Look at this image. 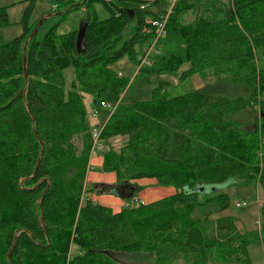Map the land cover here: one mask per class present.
<instances>
[{"label": "trees", "instance_id": "16d2710c", "mask_svg": "<svg viewBox=\"0 0 264 264\" xmlns=\"http://www.w3.org/2000/svg\"><path fill=\"white\" fill-rule=\"evenodd\" d=\"M58 1L67 11L70 1ZM90 1L108 16L89 14L83 51L75 30L58 33L57 25L34 35L24 50L36 0L25 7L17 37L3 41L0 34V264H9L15 236L10 264H113L111 252L138 253L154 244L163 249V264H252L248 237L235 220L211 216L228 208L230 185L259 181L264 190V0L170 6L161 54L138 75L168 72L184 81L224 64L244 63L246 70L177 95L160 81L150 100L108 117L101 136L128 138L119 152L103 153V170L124 182L153 177L176 189L119 212L91 199L78 204L91 146L82 101L125 89L129 79L115 63L125 56L139 63L153 38L147 20L161 15L149 10L151 0ZM8 24L7 7L0 6V29ZM67 68L73 78L66 92ZM69 234L82 252L67 256Z\"/></svg>", "mask_w": 264, "mask_h": 264}, {"label": "rangeland", "instance_id": "374dc122", "mask_svg": "<svg viewBox=\"0 0 264 264\" xmlns=\"http://www.w3.org/2000/svg\"><path fill=\"white\" fill-rule=\"evenodd\" d=\"M69 8L65 11L58 0H36L33 10L31 11L28 21L31 25V32L41 22L36 36H42L50 27L57 25L58 33H65L71 30L77 31L80 25L88 19L90 13L95 12V16L99 19L108 16L107 11L99 2H91L90 0H69ZM153 5L149 10L156 15H162L169 10L170 0H151ZM29 0H0V6L7 7L9 24L1 27L0 34L3 41H10L17 37L22 26L20 20L22 18L25 7ZM58 7H54V4ZM65 8V9H66ZM58 12H61L58 14ZM190 15H184L183 21H188ZM133 20V19H132ZM134 21H130L125 29V38L130 35ZM157 48L160 52L155 55L151 52L149 56V64L141 65L151 66L161 54V46H164L163 40L157 42ZM188 64H184L180 70L187 68ZM139 63L131 61L127 56L121 58L115 63L114 70L129 79L125 89L121 93L112 91H104L99 96L85 95L83 97V105L86 110V119L89 127L101 129L107 118L112 114H123L126 109L136 101H147L152 97L154 88L160 81H167L169 91L173 95H177L184 91L191 90L202 86L205 82L220 76L241 75L246 70L244 63L224 64L223 66L200 74H194L184 81H179L177 74L168 72H159L151 74L138 75ZM139 68V69H138ZM180 72V71H179ZM67 92L71 88V80L73 73L70 68L65 69ZM108 103L113 110L104 109L98 115L92 116L91 111L95 104ZM105 121V122H104ZM79 138V140H77ZM81 136L75 138L76 145L82 146ZM126 135H114L102 137L104 144L103 151H92L90 146L89 157L87 161L86 171L82 180V188L79 195L78 204H84L87 199H91L95 203L110 206L114 212H119L133 207L134 200H142L144 203L162 199L173 195L176 189L173 186L160 185L153 177H141L138 179H130L122 181L118 179L115 172H106L102 168L103 153L108 151L119 152L127 143ZM81 141V142H80ZM259 187L257 186V184ZM225 192L229 196V206L226 210L215 213L211 219H217L224 216H230L240 232L245 233L248 237V253L252 264H264V220L261 215V208L264 203V194L259 181L250 182L244 186L230 185L225 188ZM239 203L237 206L236 204ZM107 231L103 230V233ZM108 234V233H107ZM113 237V234H108ZM67 244V256L71 253L82 252L79 244L72 234H69ZM1 247V245H0ZM83 248V247H82ZM21 250L26 257L28 256L25 246H21ZM163 249L160 244H154L145 248L138 253H122L111 252L113 264H163ZM0 255L2 249L0 248ZM158 261V263H157Z\"/></svg>", "mask_w": 264, "mask_h": 264}, {"label": "built area", "instance_id": "2783aa9c", "mask_svg": "<svg viewBox=\"0 0 264 264\" xmlns=\"http://www.w3.org/2000/svg\"><path fill=\"white\" fill-rule=\"evenodd\" d=\"M174 1L175 0H170V6L173 4ZM54 7L57 8L56 3L54 4ZM169 10H170V7H169ZM169 10L166 13L159 16L158 18H150L147 20V26L149 28H151L153 31V38L151 40L150 45L144 50V52L142 54H140V56H138L140 67H141V65H145V64L148 65L149 64V56H150L151 52H154L155 55H157L159 53L158 48H157V44H158L157 42L166 33V18H167V15L169 13ZM104 109L113 110L111 105L108 103L95 104L94 108L91 111V114H92V116H96L99 114V112L101 110H104ZM101 129L99 130L97 128L89 127V136H90V140H91L92 151H103L104 150V144L101 141ZM141 204H145L144 201H142V200H134L133 201V205H135V206L141 205ZM236 205L238 206L239 203H237Z\"/></svg>", "mask_w": 264, "mask_h": 264}, {"label": "water", "instance_id": "95a60500", "mask_svg": "<svg viewBox=\"0 0 264 264\" xmlns=\"http://www.w3.org/2000/svg\"><path fill=\"white\" fill-rule=\"evenodd\" d=\"M61 13V12H58V14ZM87 19L80 25V28L78 29L77 31V35H76V40H75V45H76V48H77V51H83L84 48H85V31H86V25H87ZM41 24V22L34 28V30L30 33L27 41L25 42V45H24V50H25V47L27 46L28 42H29V39H31L36 33H37V30L39 29V25ZM24 72H25V76H27V70H26V59L24 61ZM33 119V118H32ZM41 155H42V150H41V154L39 156V158L37 159V162H36V166H35V171L40 163V159H41ZM40 224L43 228V230L45 231L44 227H43V223H42V220L40 218ZM16 240H17V236L14 237V240H13V243L10 247V250L8 251L7 253V256H8V262L10 264V256H11V252L13 251L15 245H16Z\"/></svg>", "mask_w": 264, "mask_h": 264}, {"label": "crops", "instance_id": "0c3cea01", "mask_svg": "<svg viewBox=\"0 0 264 264\" xmlns=\"http://www.w3.org/2000/svg\"><path fill=\"white\" fill-rule=\"evenodd\" d=\"M119 74H120V73H119ZM107 119H108V118H107ZM105 121H106V120H105ZM105 121H104V122H105ZM256 184H257V183H256ZM257 186L259 187V185H258V184H257ZM262 190H263V189H262ZM263 194H264V190H263ZM251 263H252V259H251Z\"/></svg>", "mask_w": 264, "mask_h": 264}]
</instances>
